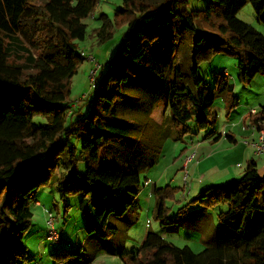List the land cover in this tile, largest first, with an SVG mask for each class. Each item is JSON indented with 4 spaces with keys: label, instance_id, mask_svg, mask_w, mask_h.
Here are the masks:
<instances>
[{
    "label": "trees",
    "instance_id": "trees-1",
    "mask_svg": "<svg viewBox=\"0 0 264 264\" xmlns=\"http://www.w3.org/2000/svg\"><path fill=\"white\" fill-rule=\"evenodd\" d=\"M97 1L0 0V264L31 259L25 239L33 223L32 206L37 192L57 173L56 189L65 211L69 197L78 195L89 236H116L120 219L131 226L130 213L138 207L142 183L139 170L102 166L101 152L133 134L134 126L120 115L132 81L141 88V82L163 80L165 104L178 129L174 139H179L190 132L192 120L199 130L215 124L217 96L224 98L227 114L240 103L225 74L228 70L217 74L209 88L198 72L201 62L217 54L236 58L237 78L243 84L264 75V34L238 17L249 2L264 23V0H207L204 9H191L189 0H122L114 24L125 25L126 31L114 57L97 72L88 100L72 110V79L87 58L78 42L87 35L85 19ZM110 28L112 24L103 23L99 41L112 38ZM16 48L25 54L12 60ZM153 53L165 56L164 65ZM37 117L44 122H35ZM250 119L264 121V104ZM161 151L162 143L146 163L153 165ZM145 183H151L147 177ZM182 189L170 184L154 187L155 219L169 228L181 223L189 206L199 203L211 217L208 209L224 206L217 213L216 240L194 252L149 229L139 247L119 251L122 264H264V177L255 160L248 162L240 179L204 188L184 200L177 210L180 217L171 216V201H180L179 192L186 196ZM51 242L62 245L54 254L56 264L84 254L82 246L73 249L62 237Z\"/></svg>",
    "mask_w": 264,
    "mask_h": 264
},
{
    "label": "rangeland",
    "instance_id": "rangeland-1",
    "mask_svg": "<svg viewBox=\"0 0 264 264\" xmlns=\"http://www.w3.org/2000/svg\"><path fill=\"white\" fill-rule=\"evenodd\" d=\"M206 1L189 0V7L191 9H204ZM121 5L122 0H98L93 14L85 19L87 23V35L84 40L78 43L86 52L87 58L81 65L79 72L72 79V92L69 98L72 110L82 107L83 103L88 100L95 85L97 72H99L101 67L106 65L107 61L114 57L116 48L119 46L121 38L126 31L125 25L116 27L114 24L115 11ZM238 17L253 25L264 34V23L258 21L256 18L251 3L248 2L241 8L238 12ZM106 22L113 25V28H110V30L114 35L110 40L101 42L99 41L98 31L103 23ZM21 41H23L25 46H29L30 44L25 37H21ZM30 47L32 51V46L30 45ZM19 50L16 48V52L11 56L12 60L24 57V51ZM151 56L156 62L163 64L165 56L163 57L160 53H153ZM148 58L149 56L146 58L147 61H149ZM224 69L228 70V75L225 74L234 84V94L240 98L239 106L236 107H241L240 112L251 111L252 108H259L260 105L264 104V75H256L249 84L239 82L237 78V59L232 56L217 54L201 62L198 72L205 82H207L208 87L213 88L215 76L222 73ZM136 83L137 81H132L127 87L128 100L121 105L124 108V112L120 113V115L125 117L123 120L126 123L134 126L133 134L125 140L115 142L106 147L101 152V165H117L125 169L134 167L139 170L142 183L138 195V207L130 213L131 220L133 219L130 227L125 226L128 223L125 219L117 221L121 230H119L116 236L107 240L100 238L94 240L93 237H90L88 240L89 248L91 251L96 252L97 255L95 264L103 262H106V264H122V261L118 257L119 251H130L134 247H139L143 243L149 229L176 245H189L194 252L202 251L207 243L210 244L208 241L212 242L211 239L214 238L212 228L208 225L210 217L199 203L189 206L188 212L190 213L186 216L184 214V218L178 216L177 213L178 208L183 204L184 200H181V202L171 201L172 208L170 215L180 217L181 223L174 227H162L154 217L155 195L153 194V190L155 185L147 186L148 184L145 183V179L147 177L149 182L158 183V187L170 184L184 188V176L187 171L185 172L184 168L182 169L181 167L180 152L185 147L195 146L197 142L207 139L206 136L210 133L213 135L216 131H221L222 133L226 129L224 128L225 124L229 123L230 119L234 118L237 114L236 109L227 114L224 98L217 96L214 111H217L218 117L215 124L207 129L199 130L196 121L192 120L188 123V126L191 128L190 132L183 134L182 138L174 139L178 136V129L172 124L170 110L165 104L164 96L166 91L163 80L156 79L150 83L141 82V88L135 85ZM153 95H156V98L151 99ZM82 110L83 113L86 112L88 106L85 105ZM34 121L43 123L44 119L37 117ZM243 126L244 130L248 127L253 128L251 123L249 125L243 124ZM221 128L224 129L222 130ZM161 143L162 151L157 157L156 162L153 165H148L146 163L147 158L151 157L152 151L158 148ZM77 146H80V141L78 140ZM80 168L82 171L85 168L83 161L80 164ZM188 169L190 170L191 167ZM58 174H54L51 181L36 194L40 202L34 203L32 206L34 212L33 224L26 238L31 237L29 242L33 241V237L37 238L42 242V247L31 244L33 246L30 245V247L33 251L30 248L28 250L31 259L25 261L24 264H56V261H58L54 254L61 250L62 245L59 243L54 245L53 242L46 238L47 234L44 230L45 222L47 224L46 209L51 210L54 214L58 236L64 240L71 241L74 244L72 246L73 249L83 245L89 237L84 229V216L79 209L80 197L78 195L70 196L68 208L66 211L64 209V203L60 200L56 189ZM157 178L162 179L158 182ZM192 195H196V192L194 191ZM180 196L181 192L176 195V198H180ZM193 197L195 196H191L190 194L187 200H191ZM221 209H224V206L208 209L213 215L212 221H214L216 227L217 213ZM196 219H199V222L204 224V228L200 229L201 231L194 224L195 222L198 223ZM36 233H39V236H36ZM97 244L101 247L99 250ZM63 247L66 249L72 248L67 245ZM89 257L90 253L83 254L79 260H72L73 262L68 260L67 264H85L90 259ZM59 264L64 263L60 262Z\"/></svg>",
    "mask_w": 264,
    "mask_h": 264
},
{
    "label": "crops",
    "instance_id": "crops-1",
    "mask_svg": "<svg viewBox=\"0 0 264 264\" xmlns=\"http://www.w3.org/2000/svg\"><path fill=\"white\" fill-rule=\"evenodd\" d=\"M82 50L84 49L82 48ZM260 107L252 108V109L258 111L260 110ZM235 109L237 111L235 117L231 118L230 122L229 123L227 122V124H225L224 128L226 129L223 128L224 129L223 130L221 128L223 131L227 132L226 135H222L218 141L213 143L212 138L217 136L221 132V131H216V133L214 135H211L209 138L197 142L195 146L193 145L189 148L185 147L180 152V158L182 160L181 167L182 169L184 168L185 172L186 171L188 172V184L184 186V188L182 189L183 190L182 192H185L186 196H183L182 193L181 195L182 198L184 199H182L180 196V198H178L180 202L181 200H187V197L190 194L191 196H196L201 190L204 189V187L206 188L207 185L210 186L213 184H226L240 179L250 160H255L257 162L259 174L264 177V152L260 155L256 154L253 146L250 144L251 141L256 140L258 138L260 129H264V121L253 122L250 119L251 111L248 110L246 112L243 111L240 112L241 107ZM217 117H218V113H217ZM249 123H254L255 129L248 127L247 129L244 130L242 128L243 124L249 125ZM230 138H233V140H231ZM190 151L191 152L195 151V157L191 159V161L186 162L187 156H189L191 153ZM190 167L191 169L189 170L188 168ZM157 179L159 182L162 178H157ZM152 184L158 186V183H150L147 186H152ZM194 191L196 192V195H192ZM39 202L40 201L36 197L35 204ZM209 217H210L209 220L210 223H208V225L209 227L212 228V234L214 238L212 237L213 239L211 240L213 242L216 240L215 238L217 234V229L216 226L214 225V221H212L213 217H211L210 215ZM196 220H198V223L195 222L194 224H196L195 226L197 227V229L198 228H199L198 230L203 229L204 224H202V222H199V219ZM44 226H45L44 230L46 233V229H47L46 222ZM35 235L39 236V233H36ZM90 237H93L94 240L98 238L94 235L89 236L86 239L85 243L81 245L83 247L84 254L90 253V257H89L90 259H88V261L85 264H89V262H92L91 264H95L97 260L96 252L91 251L88 245V240L90 239ZM30 239L31 237L25 239L26 240L25 243L28 247V250L29 248L31 249L30 247L31 244H36L38 245V247H42V242L40 240L33 237V241L29 242ZM208 242H210V244L212 243L210 240ZM207 245H209V243H207ZM100 248L101 247L98 246V250ZM106 251L108 250L106 249ZM112 252L114 253V251ZM101 264H106V262H103Z\"/></svg>",
    "mask_w": 264,
    "mask_h": 264
},
{
    "label": "built area",
    "instance_id": "built-area-1",
    "mask_svg": "<svg viewBox=\"0 0 264 264\" xmlns=\"http://www.w3.org/2000/svg\"><path fill=\"white\" fill-rule=\"evenodd\" d=\"M225 73L228 75L227 71H225ZM256 112L257 111L255 109H252L250 113L255 114ZM251 124L253 125L252 129H255L254 123H251ZM242 127L244 128V126H242ZM226 134H227L226 131L222 132V135H226ZM250 144L253 146L256 154L260 155L264 152V129H260L258 138L256 140L251 141ZM194 157H195V151L191 152V154L189 156H187V162L191 161V159H193ZM237 165H240V164H237ZM184 183H185V185H187V183H188V172H186V174L184 176ZM46 215H47V226H48V233H47L46 238L49 241H57L58 242L60 240V237L58 236L57 228L55 227L54 214L52 211L46 209Z\"/></svg>",
    "mask_w": 264,
    "mask_h": 264
}]
</instances>
